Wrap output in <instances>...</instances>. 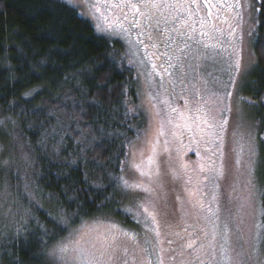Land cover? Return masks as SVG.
Instances as JSON below:
<instances>
[{
	"label": "trees",
	"instance_id": "16d2710c",
	"mask_svg": "<svg viewBox=\"0 0 264 264\" xmlns=\"http://www.w3.org/2000/svg\"><path fill=\"white\" fill-rule=\"evenodd\" d=\"M251 9L253 62L234 96L251 112L264 209V0H253ZM141 92L122 44L98 35L75 7L0 0V192L18 198L34 186L45 196L43 208L33 205L36 220L20 229L21 238L0 246L1 264H42L70 228L122 215L128 191L119 177L125 179L131 148L148 129ZM157 169L154 162L152 186L165 187ZM157 196L162 223L182 233ZM161 233L169 237L165 228Z\"/></svg>",
	"mask_w": 264,
	"mask_h": 264
},
{
	"label": "rangeland",
	"instance_id": "374dc122",
	"mask_svg": "<svg viewBox=\"0 0 264 264\" xmlns=\"http://www.w3.org/2000/svg\"><path fill=\"white\" fill-rule=\"evenodd\" d=\"M62 1L75 7L82 17L89 20L94 25L98 35L120 42L127 61L137 71L141 83V101L148 118V129L140 141L131 148L125 179L129 184L151 187L153 191L151 196H149L139 190L134 192L127 190L128 196L125 197V200H128V202H125L119 210L122 215L113 214L85 220L78 227L70 228L66 237L59 240L45 252L46 258L42 264H64L59 259V253L56 256L48 254L60 245L68 247L67 258L71 261L73 257H76L77 261L74 264H78L79 251L76 249L90 250L91 242L102 241L106 235H111L109 229L113 225L117 229L136 233L138 244L148 249L152 264H156L157 256L161 254V248L164 249L165 264H178L175 259L171 261L168 259V257L176 255L170 251V249L176 247L175 243H169V240L173 238L161 234L160 240L162 243L156 246L154 243L155 237L148 233L147 236L153 243L145 245L146 233L143 223H137L136 219L124 211L137 198L142 197L144 200L154 201L160 211V215L163 213L162 202L158 203V196L155 192L157 187H153V184L150 185L148 178L141 176L140 172L133 168V164H139L142 160L146 162L150 156L155 154L152 148L157 140L158 143L156 145L160 146L159 150L169 172L172 187L177 194L176 218L183 229L187 228V238L195 231L203 229L204 232L208 233L206 237L203 234V244L207 246L212 238L213 222L217 226L216 241L213 244L215 248L214 255H204L203 252L197 253L193 249H185L184 255L181 257L185 264H188L190 260L194 261L197 254L201 256L206 264H224L225 256L221 253V245L227 250L232 264H264V228L256 227L257 224H262L263 217L261 215V194L258 189L260 187L258 183L259 166L257 167L256 165V188L251 194L252 199L249 200V191L246 187L247 170L241 165L240 170L237 171L235 165L236 153L232 151L234 148H239V143L247 144L249 141L255 148L257 147L256 131L252 122L248 120L251 112L247 106H243L242 102L240 103L242 105L241 108L239 106L240 101L234 96V91L236 93L240 78L242 82L239 88L244 90L245 78L253 62L248 46V37L253 25L251 9L253 0H228L229 4H238L239 6L232 8L234 10V35L230 36L229 40L223 41L222 47L226 48L227 51L217 48L213 53L212 49L205 50L199 44L189 43L192 45L193 54L185 60L183 59V54L177 50L178 45L179 47L184 46V42L180 41L183 36L173 32L171 37L175 43H171V46H167V48L176 49V53L179 52L176 57L180 56L181 59L177 60L175 58L171 62L165 60L160 43L156 48H152V42L146 36L139 35L138 28L130 27L128 22L122 18L117 20V17L122 15L118 9H106L102 3L98 4L97 0H71V4L68 3V0ZM109 2L112 3L110 0ZM215 2L216 0H213V3ZM96 7H100V13H96ZM94 13L96 18H93ZM128 14L131 18L130 12ZM105 16H107V20H105ZM136 19L144 20V18L139 16ZM114 21L116 22L114 23ZM144 23L147 24V21H144ZM117 24L130 27V33H124L117 27ZM97 25L101 28H109L111 34L99 31ZM198 26L199 24L196 25V27ZM226 33L228 34V32ZM129 36L132 41L131 44L128 42ZM196 36H200L199 31L194 37ZM138 40H142L143 44H138ZM208 43H215V41H209ZM144 45H147V47H144ZM185 51L189 50L185 49ZM197 51L201 54L206 51L212 54L207 59L199 57L194 59L193 56L196 55ZM152 53H155V55H148L145 58L146 54ZM237 61L241 65L239 72L235 68ZM168 62L171 65H175V67H169ZM153 64L156 65L155 70H153ZM189 65H192V67L190 68ZM182 67L183 73H186V75L182 74ZM165 68L168 69L167 72L164 71ZM228 93L232 95L229 97ZM198 107H203L208 111L209 119L214 118L215 123L221 120L228 121L227 130L222 134L227 165L224 178L205 180L206 173L199 172L200 164L209 162L210 153L206 151L208 145L204 143L206 137L202 138L193 125L199 142L204 148L202 151L198 149L197 144H189L186 141H182L181 136L188 132L187 128L175 127V123H185L179 118V113L193 115ZM173 108L176 109V112L171 111ZM228 108H231V111H228ZM170 118L174 121L173 123H168ZM161 123H163V135L158 134ZM165 141H167L166 144ZM193 153L194 155H191ZM257 158L258 155L254 157L256 161ZM213 159H216L218 166L220 163L219 159L217 157H213ZM247 159L248 154L245 151L243 160L246 161ZM207 175L210 176L212 174ZM189 177L192 178L191 183H188ZM197 187L200 188V191L196 192L195 195H189V192L195 191ZM7 193L0 192V246L6 249L21 238L23 235L22 230L20 231L21 228H25V225L27 226L32 220H36L33 205L41 208L45 205V196L40 194L39 190L34 186L23 187L22 193L18 198L12 197ZM213 196L216 197L215 201H213ZM201 201L204 204L203 207L200 206ZM209 207L213 211L218 209L216 216L209 212ZM159 219L161 225H163L162 218ZM173 219L175 218L173 217ZM225 223L228 225L227 243H225V238L222 236ZM162 227L161 229H164ZM192 238L194 239V236ZM77 241H79L78 244ZM125 242L128 243L130 251L123 259L127 260V264H139L140 256H134L131 251L132 242ZM196 247L199 248L198 243ZM136 251L139 252V248ZM207 251L209 249L205 247V252ZM1 255L2 252L0 250V264L2 261Z\"/></svg>",
	"mask_w": 264,
	"mask_h": 264
},
{
	"label": "snow or ice",
	"instance_id": "6c2138e0",
	"mask_svg": "<svg viewBox=\"0 0 264 264\" xmlns=\"http://www.w3.org/2000/svg\"><path fill=\"white\" fill-rule=\"evenodd\" d=\"M68 3L71 4V0H68ZM98 4L103 5L104 8H112L118 9L122 14L121 17H117V20L123 19L127 21L130 27H136L139 29V35H144L147 37L149 41L152 42V48H156L159 43H165L167 46H171V43H175L173 38L170 36V32H175L178 35L186 36V40L184 41V46H177V50L183 54V59H188L190 55L193 54L192 45L187 43L188 40L193 41L195 44L201 45L205 50L212 49L213 53L217 48H221L223 51H227L226 48H223V40L217 39V36L223 37L225 29L223 25H228V35H234V29L232 28L231 21L225 19L222 15L224 12L230 10L231 8L238 7L239 5L229 4L228 0H216L213 3V0H138V2H132V0H121L119 3H110L109 0H97ZM131 11V18L129 17L128 12ZM215 10V11H214ZM96 13H100V7H96ZM143 17L144 20L136 19V17ZM93 18H96V14H93ZM107 20V16L104 17ZM147 21V24L144 23ZM215 21V23H214ZM116 21H114L115 23ZM161 24L169 25L172 24L173 27L171 29H161ZM179 26L176 27L175 25ZM199 24V29H197L196 25ZM117 27L120 28L124 33H130V27H124L123 24H117ZM99 31L111 34L109 28H101L97 25ZM199 31V35L203 37H207L205 41H197L194 39V36ZM155 33V34H153ZM208 41H215V43H208ZM129 44L132 43L129 36ZM138 44H143L142 40L137 41ZM147 47V45H144ZM188 49L189 51H185ZM212 53H208L207 51L203 54L197 51L196 55L193 56L196 58H204L207 59L209 55ZM148 55H155L146 54ZM165 56L169 58V61L172 57L169 53H165ZM177 60H180L181 57H175ZM163 67V65H161ZM169 67H175V65H171L169 63ZM191 68L192 65H189ZM232 67V65H230ZM240 63L236 62L235 68L237 72L240 71ZM156 65L153 64V70H155ZM165 72L168 71L167 68L164 69ZM182 74L183 67L181 68ZM234 83V81H233ZM232 94L228 93L230 97ZM172 112H176V109H171ZM191 111V110H189ZM228 111H231V108H228ZM159 115V113H157ZM179 118L185 121L184 124L175 123L176 128H187L188 131H193V125L195 126V130L201 135L204 139V143L208 145L206 151L210 153L208 157L207 164H200L199 172L206 173L205 180L207 179H218L224 178L226 176V158L224 152V137L223 133L227 130L226 125L228 124L227 120H221L218 123L214 122L213 119H209V113L203 107H198L195 109V114L186 115L185 113H179ZM174 121L170 118L168 123H173ZM163 123L160 125V129L158 134L163 135ZM175 135V133H173ZM243 139V137H241ZM158 143V140L153 144V152L155 153V145ZM167 141H165V144ZM239 143V142H238ZM236 153L235 165L237 171L240 170L241 165H243L247 170V180L246 187L249 191L248 199H252V192L256 188L255 181V172L257 161L254 159L258 155L257 149L252 145L251 141L247 144L239 143L238 149H232ZM247 151L248 159L246 161L243 160V156ZM213 157H217L220 161L217 166L216 159ZM155 162V156H150L147 161H141L139 164H133V168L136 171L140 172L141 176L148 177L149 184H155L156 181L152 177V166ZM147 169V171H145ZM212 174V175H207ZM155 175L157 177L160 176L159 169H157ZM122 182V186L124 189L129 191L139 190L141 192L147 193L151 196L153 189L151 187H144L140 184H129L123 176L119 177ZM191 177H189L188 183H191ZM200 191V188L197 187L195 191L189 192V195H195L196 192ZM216 200V197L213 196V201ZM143 201V202H141ZM200 206L203 207L204 204L201 201ZM124 211L131 215L134 219L137 220V223H143L144 231L146 233L144 244L153 243L147 236L148 233L152 234L155 237V245L159 246L162 241L160 240L161 236V221L159 219L160 211L157 208V205L152 200H144V198H137L135 202H133L129 207L125 208ZM209 212L213 216H216L218 213V209L213 211L211 207H209ZM261 215L264 216V209L261 211ZM142 217V220H141ZM163 227L167 231V235L174 239H170L169 243H175L176 247L170 249L172 253L176 255L174 257H168L169 261L175 259L178 264H185V261L181 259L184 255L185 249H193L197 253L203 252L204 255H214L215 248L213 247L214 242L216 241V225L213 222V233L212 238L209 241L208 245H204L202 242L199 244V248L196 247L197 242L201 239L198 233L190 234L187 239L182 235L181 231H177V226L172 224L169 221H165ZM257 228H264V224H257ZM111 235H106L105 239L102 241H93L91 242L90 250H79V261L78 264H127V260L123 259L126 257L130 251L128 242H132L133 247L131 249L132 254L134 256H140L139 264H152V260L149 258L150 253H148V249L142 247L138 244V237L136 233L129 232L124 229H117L115 225H113L109 229ZM187 232V228L183 230ZM199 232H204L203 229H199ZM205 237L208 235L207 232H204ZM195 236L193 239L192 237ZM223 238H225V243H227L228 236V225L225 223L224 231L222 233ZM42 243H46V241H42ZM79 241H77V244ZM205 247L209 249V251L205 252ZM139 248V252L136 249ZM69 252L68 247L64 245H60L57 249H53L49 255L56 256L59 253V259H61L64 264H74L77 261L76 257H73L70 261L67 258V253ZM160 255L157 256L156 264H165V255L164 249H160ZM221 253L225 256L224 264H232L231 257L229 256L227 250L221 245ZM188 264H206V262L201 258L199 254L195 256L194 261H188Z\"/></svg>",
	"mask_w": 264,
	"mask_h": 264
},
{
	"label": "flooded vegetation",
	"instance_id": "af4514ba",
	"mask_svg": "<svg viewBox=\"0 0 264 264\" xmlns=\"http://www.w3.org/2000/svg\"><path fill=\"white\" fill-rule=\"evenodd\" d=\"M110 1L112 3H114V2L115 3H119V2H121V0H110ZM132 2L135 3V2H138V0H132ZM111 11H112V9H111ZM126 11L130 12V14H131V11L130 10H127L126 9ZM233 13H234V10L231 8L230 10H228V11H226V12H224L222 14L225 19H228V20L231 21L232 28H233V25H234ZM214 23H215V21H214ZM175 26L178 27L179 25L176 24ZM172 27H173L172 24H169V25L161 24V29H165V28L171 29ZM223 27L225 29L224 35H223V37L218 36V39H222L225 42V41H227V40L230 39V36L226 33L227 32V29H228V25L225 24V25H223ZM197 29H199V26L197 27ZM171 33H173V32H170V36H171ZM153 34H155V33H153ZM181 36H183V35H181ZM202 37L203 36H199V37L196 36V37H194V39L197 40V41H205V40H207V37H205V38H202ZM186 39H187L186 36H183V38H181L180 41H183L184 42ZM187 43H193V41L188 40ZM160 45H162V50L164 52V55L167 52L172 57L171 60H175V57H176V55H178L179 52L176 53V49H169V48H167V45L165 43H160ZM200 47H202V46L200 45ZM165 60L169 61V58L167 56H165ZM171 60L169 62H171ZM169 62L167 63L168 65H169ZM161 75H163V74L161 73ZM187 131H188V129H187ZM181 139H182L183 142L186 141L189 144H194L195 143V144H197L198 149H201L202 151L204 150V148H202L203 146L199 142L198 136L196 135L194 129H193V131H188L187 133H184L181 136ZM155 149H156L155 150V154H154V156H155V165L158 167L159 172H160V176H159L160 177V181L165 180V182L163 183L165 185V187H158L157 188V191H155V192H156L157 195L160 193V195L162 196L163 202L166 205V207L164 206V209H165L164 212L171 213L172 214V217L174 216L175 219H176V215H177V212H176L177 194H176L175 190L172 187L171 180H170L171 178H170L169 172L167 171V168L165 166V163H164L165 161L163 159L162 153L159 150L160 149V146L157 144L156 147H155ZM191 155H194V153L191 154ZM178 224H179V226L182 229V233L183 234L185 233L184 234L185 239H187V236H186L187 233L183 231L184 229L182 228V225L180 224L179 221H178ZM194 233H198L199 236H200V238H201L197 243L198 244H200L201 242L203 243L204 242V240H203V237H204L203 234L204 233L203 232H199V230L198 231H195ZM194 238H195V236H194Z\"/></svg>",
	"mask_w": 264,
	"mask_h": 264
}]
</instances>
